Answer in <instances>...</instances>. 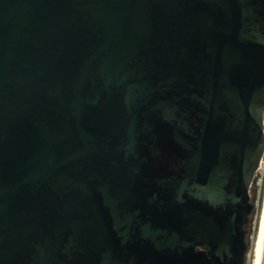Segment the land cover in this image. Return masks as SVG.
Masks as SVG:
<instances>
[{
    "label": "water",
    "instance_id": "95a60500",
    "mask_svg": "<svg viewBox=\"0 0 264 264\" xmlns=\"http://www.w3.org/2000/svg\"><path fill=\"white\" fill-rule=\"evenodd\" d=\"M263 156L264 0H0V264H244Z\"/></svg>",
    "mask_w": 264,
    "mask_h": 264
},
{
    "label": "rangeland",
    "instance_id": "374dc122",
    "mask_svg": "<svg viewBox=\"0 0 264 264\" xmlns=\"http://www.w3.org/2000/svg\"><path fill=\"white\" fill-rule=\"evenodd\" d=\"M250 195V201L254 205V209L249 216V222L246 225V239L248 242V250L244 264H254L255 260V251L253 250V247L255 246V241L259 231L258 229L260 228V219L264 204V156L261 166L256 172V176L253 180Z\"/></svg>",
    "mask_w": 264,
    "mask_h": 264
},
{
    "label": "bare ground",
    "instance_id": "6f19581e",
    "mask_svg": "<svg viewBox=\"0 0 264 264\" xmlns=\"http://www.w3.org/2000/svg\"><path fill=\"white\" fill-rule=\"evenodd\" d=\"M259 227L260 228L258 229L259 231H258V235L255 241V246L253 247V250L255 251L254 264H261V260H262V253H263V247H264V204L262 208V214H261Z\"/></svg>",
    "mask_w": 264,
    "mask_h": 264
},
{
    "label": "trees",
    "instance_id": "16d2710c",
    "mask_svg": "<svg viewBox=\"0 0 264 264\" xmlns=\"http://www.w3.org/2000/svg\"><path fill=\"white\" fill-rule=\"evenodd\" d=\"M248 243V242H247Z\"/></svg>",
    "mask_w": 264,
    "mask_h": 264
}]
</instances>
